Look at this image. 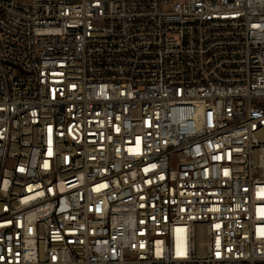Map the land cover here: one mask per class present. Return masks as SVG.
Segmentation results:
<instances>
[{
	"label": "built area",
	"instance_id": "1",
	"mask_svg": "<svg viewBox=\"0 0 264 264\" xmlns=\"http://www.w3.org/2000/svg\"><path fill=\"white\" fill-rule=\"evenodd\" d=\"M0 264H264V0H0Z\"/></svg>",
	"mask_w": 264,
	"mask_h": 264
},
{
	"label": "rangeland",
	"instance_id": "2",
	"mask_svg": "<svg viewBox=\"0 0 264 264\" xmlns=\"http://www.w3.org/2000/svg\"><path fill=\"white\" fill-rule=\"evenodd\" d=\"M11 165H12V163H11V162H9V163H8V166H11Z\"/></svg>",
	"mask_w": 264,
	"mask_h": 264
}]
</instances>
